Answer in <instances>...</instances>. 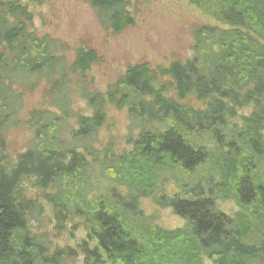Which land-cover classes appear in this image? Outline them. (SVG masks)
<instances>
[{
    "label": "trees",
    "instance_id": "obj_1",
    "mask_svg": "<svg viewBox=\"0 0 264 264\" xmlns=\"http://www.w3.org/2000/svg\"><path fill=\"white\" fill-rule=\"evenodd\" d=\"M89 2L106 28L133 25L126 0ZM189 2L218 25L195 30L192 57L167 70L129 67L105 96L84 90L90 117L72 113L64 62L49 38L26 27L30 15L13 4L2 13L0 152L8 130L21 123L12 112L13 85L45 79L58 113H33L30 148L10 173L0 167V264L61 259L29 230L31 208L17 193L24 177L50 191L58 217L83 222L96 243L85 254L96 264H264V0ZM96 59L81 53L74 75L86 76ZM187 98L200 106H184ZM107 103L128 109L130 151L102 155L97 148ZM72 119L78 128L66 138ZM168 182L182 195L164 194ZM142 198L171 209L186 227L154 224L140 209ZM218 200L233 201L239 212L224 214Z\"/></svg>",
    "mask_w": 264,
    "mask_h": 264
},
{
    "label": "rangeland",
    "instance_id": "obj_2",
    "mask_svg": "<svg viewBox=\"0 0 264 264\" xmlns=\"http://www.w3.org/2000/svg\"><path fill=\"white\" fill-rule=\"evenodd\" d=\"M126 3L133 25L121 32L106 28L89 0H45L43 3L0 0V16L7 13L10 4L30 15L31 21L26 27L39 38H49L54 54L64 62L72 113L76 117H90L92 111L84 99V90L105 96L108 88L121 80L129 67L146 64L153 70H167L174 63H185L193 54L195 30L200 26H218L189 0H126ZM84 52H94L97 59L87 75L81 77L74 75V68ZM168 81L160 79L163 84ZM12 89L11 98L16 104L12 112L16 122L21 123L8 130L6 149L0 152V167L9 173L32 144L34 132L29 122L33 113H58L56 95L53 97L45 79L37 82L31 78L27 86L13 85ZM182 104L200 106L192 98ZM249 112L245 110L243 115L248 116ZM105 113L107 120L99 133L97 148L102 155L130 151L128 109H117L107 103ZM68 126L71 129L64 133L66 138L72 130H77L76 119L69 120ZM17 193L21 202L31 208L27 222L30 232L45 242L50 255L62 253L59 264H96V256L85 254L88 249L94 250L96 243L88 241L83 222L58 217V212L46 199L50 191L41 189L35 178L24 177ZM163 193L169 197L182 195L173 182L164 186ZM216 204L230 217L239 212L231 200H218ZM139 206L146 217L165 230L186 227V222L171 209L158 207L151 198L140 199ZM214 260H205L204 264H215Z\"/></svg>",
    "mask_w": 264,
    "mask_h": 264
}]
</instances>
